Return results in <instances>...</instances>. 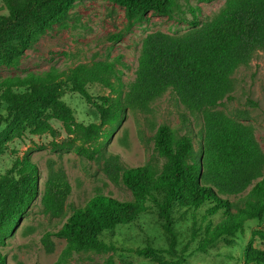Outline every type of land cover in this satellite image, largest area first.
Segmentation results:
<instances>
[{"label": "rangeland", "instance_id": "1", "mask_svg": "<svg viewBox=\"0 0 264 264\" xmlns=\"http://www.w3.org/2000/svg\"><path fill=\"white\" fill-rule=\"evenodd\" d=\"M232 0H176L166 12L136 11L113 0H76L41 32L31 35L30 45L20 54L0 62V80L27 75L43 77L56 69L65 81L61 99L75 123L89 129L88 134L75 128L69 132L48 107L44 119L50 130L30 124L21 117H6L0 106V180L20 186L18 163L28 159L36 167L38 197L9 223L10 216L0 213V253L3 264H264V217L251 218L241 211L242 228L229 238L196 250L198 237L192 239L189 213L175 214L177 243L169 250L155 210H147L125 226L105 232L101 239L106 248H79L72 240L57 234L71 209L95 194L119 200H133L131 190L112 172L120 167L147 165L154 173L164 171L166 158L154 147V134L160 125L170 127L176 136L188 134L192 155L206 162L203 154L208 120L224 121L245 129L264 159V52H256L247 64L238 65L230 75L226 95L202 112H191L169 88L143 109L127 106L124 97L135 80L138 57L144 38L153 32L180 36L202 29ZM0 0V14H6ZM199 25L193 28L190 20ZM107 63L100 79L85 87L90 101L73 91L67 74L79 65L95 68ZM15 89H18L15 87ZM119 100L123 111L110 124L104 110ZM5 120H1L4 119ZM62 170L71 186L63 213L43 211L41 194L49 174ZM235 173V172H234ZM264 174V162L254 178ZM9 185V184H8ZM4 191L11 193L10 186ZM242 190L223 194L231 212L243 210L257 198ZM7 211V210H6ZM226 216L222 211L209 217L211 225ZM251 244L252 261H245L244 250ZM150 246L154 251L139 256L130 249ZM251 260V259H250Z\"/></svg>", "mask_w": 264, "mask_h": 264}, {"label": "trees", "instance_id": "2", "mask_svg": "<svg viewBox=\"0 0 264 264\" xmlns=\"http://www.w3.org/2000/svg\"><path fill=\"white\" fill-rule=\"evenodd\" d=\"M1 1L7 13L0 14V62L23 52L30 45L33 33L41 32L76 0ZM113 1L128 9L159 13L169 11L176 2ZM190 25L196 28L199 21L193 18ZM259 51L264 52V0H232L200 30L180 36L162 32L148 34L141 46L136 78L124 102L131 108L143 109L170 88L191 112H202L226 95L232 72L238 65L251 61ZM104 67L107 63L90 69L79 65L67 74V82L73 91L90 101L85 85L100 79ZM61 74L51 69L43 73V77L27 75L1 79L0 106H5L6 117H21L50 130L43 117L48 107H52L67 131L77 128L88 134L89 129L74 122L70 108L60 98L65 84ZM122 111L119 100L112 103L104 110L108 123L114 124ZM153 139L154 147L166 158L163 172L154 173L147 165L120 167L115 156L117 168L112 178L120 179L131 190L133 200L95 194L71 209L57 234L72 240L81 249H103L107 247L101 239L103 233L134 222L147 210H155L169 250L174 252L177 243L175 214L189 213L192 239L198 237L196 250L204 251L217 241L229 242V238L241 230V211L247 217H264V174L254 178L264 159L245 129L224 121L208 120L202 147L205 170L192 155L190 135L176 136L170 127L160 125ZM18 171L20 186H14L7 179L0 180V213L10 216L11 225L17 217L13 214L19 215L38 197L34 164L23 159L18 163ZM249 184L248 194L256 196L257 200L246 209L231 212L223 194L231 188L242 190ZM5 185L10 186L11 193L4 191ZM70 191L71 186L62 170L49 174L40 198L43 211L53 216L62 214ZM220 211L226 217L211 225L209 217ZM130 251L148 256L154 249L144 246ZM253 253L249 243L244 250L245 261H252ZM3 262L0 253V264Z\"/></svg>", "mask_w": 264, "mask_h": 264}]
</instances>
